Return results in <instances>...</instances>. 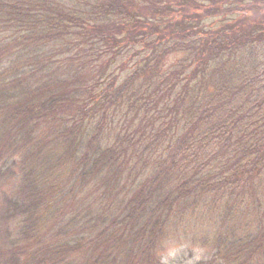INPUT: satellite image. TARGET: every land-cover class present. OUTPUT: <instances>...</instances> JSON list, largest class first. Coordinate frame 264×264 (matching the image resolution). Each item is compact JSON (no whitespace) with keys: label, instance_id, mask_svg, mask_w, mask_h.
Listing matches in <instances>:
<instances>
[{"label":"trees","instance_id":"16d2710c","mask_svg":"<svg viewBox=\"0 0 264 264\" xmlns=\"http://www.w3.org/2000/svg\"><path fill=\"white\" fill-rule=\"evenodd\" d=\"M0 176L27 264H263L264 0H0Z\"/></svg>","mask_w":264,"mask_h":264},{"label":"rangeland","instance_id":"374dc122","mask_svg":"<svg viewBox=\"0 0 264 264\" xmlns=\"http://www.w3.org/2000/svg\"><path fill=\"white\" fill-rule=\"evenodd\" d=\"M234 18H232L233 20ZM9 181H7L3 176H0V188H8ZM2 191H0V204L2 201ZM14 213L5 214L2 220L3 224H13L15 222L22 223L23 218L20 216L14 217ZM10 217V218H9ZM38 217V214L27 220L24 224L26 228H29V224L33 222ZM35 227V226H34ZM33 228H30V234L33 233ZM5 231H7V227L0 228V259H3L4 262L8 264L17 262V264H27L26 254L23 253L22 248H26L25 246L29 243V241L23 239H16L20 241L19 243L14 240L16 235L13 236L12 239H8L5 237ZM36 231V228H35ZM192 232L189 236L193 235ZM41 235H43V230L41 228ZM44 240V238H42ZM163 245H161L160 255L162 264H234L232 261L228 260L231 256L229 252L225 258H221V256H225L226 243L219 242L217 243V247H212L213 240H210L207 244H204L201 240V243L196 244L190 242L187 238H176L173 240H164ZM164 246V247H163ZM174 251L175 254L169 257V253ZM213 253V254H210ZM220 253V254H219ZM19 257H22L21 260ZM197 257L199 259L197 260ZM18 259V260H17ZM80 264H83V260L77 258ZM34 261V260H33ZM252 261V260H251ZM254 264L255 262L252 261ZM264 264V263H263Z\"/></svg>","mask_w":264,"mask_h":264},{"label":"clouds","instance_id":"9594fccd","mask_svg":"<svg viewBox=\"0 0 264 264\" xmlns=\"http://www.w3.org/2000/svg\"><path fill=\"white\" fill-rule=\"evenodd\" d=\"M175 254V252L174 251H172V252H170L169 253V257H171L172 255H174ZM199 259V257H197V260Z\"/></svg>","mask_w":264,"mask_h":264}]
</instances>
